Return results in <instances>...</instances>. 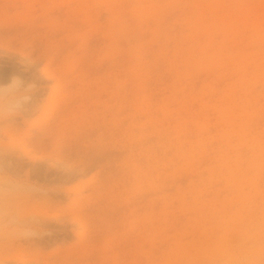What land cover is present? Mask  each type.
<instances>
[{
  "label": "rangeland",
  "instance_id": "1",
  "mask_svg": "<svg viewBox=\"0 0 264 264\" xmlns=\"http://www.w3.org/2000/svg\"><path fill=\"white\" fill-rule=\"evenodd\" d=\"M0 264H264V0H0Z\"/></svg>",
  "mask_w": 264,
  "mask_h": 264
},
{
  "label": "bare ground",
  "instance_id": "2",
  "mask_svg": "<svg viewBox=\"0 0 264 264\" xmlns=\"http://www.w3.org/2000/svg\"><path fill=\"white\" fill-rule=\"evenodd\" d=\"M203 21H205V19H203ZM84 22H85V21H84ZM202 23L204 24V22H202ZM185 52H186V51H185ZM192 57H194V56H192ZM187 60L189 61V58H188ZM191 61H192V60H191ZM134 62H135V61H134ZM174 62H175V61H174ZM131 63L133 64V62H131ZM178 63H180V62H178ZM188 63H189V62H188ZM184 64H185V63H184ZM132 66H133V65H132ZM186 66H187V65H186ZM128 70H129V69H128ZM144 70H145V69H144ZM146 72H147V71H146ZM180 73H181V72H180ZM134 75H135V74H134ZM140 76H141V75H140ZM140 76H139V77H140ZM142 76H143V75H142ZM143 77H145V75H144ZM136 78H137V77H136ZM140 78H141V77H140ZM145 78H146V77H145ZM242 83H243V82H242ZM140 84H141V83H140ZM177 86H178V85H177ZM136 88H137V87H136ZM143 90H144V89H143ZM143 90H142V91H143ZM145 90H146V89H145ZM119 91H120V90H119ZM140 91H141V88H140ZM173 93H174V92H173ZM139 94H140V93H139ZM208 94H209V93H208ZM140 95L142 96V94H140ZM203 95H204V94H203ZM201 96H202V95H201ZM201 96H200V97H201ZM176 98H178V96H177ZM196 98H197V97H196ZM227 98H228V97H227ZM246 98H247V97H246ZM142 99H143V98H142ZM172 99H173V98H172ZM198 100H199V99H198ZM204 100H205V99H204ZM228 100H229V99H228ZM233 100H234V99H233ZM245 100H246V99H245ZM251 100H252V99H251ZM192 101H194V100H192ZM196 101H197V100H196ZM226 101H227V100H225V102H226ZM173 102H175V101H173ZM173 102H172V103H173ZM180 102H181V101H180ZM200 102H201V101H200ZM220 102H221V101H220ZM221 103H222V102H221ZM248 103H249V102H248ZM222 104L224 105V103H222ZM216 105H217V104H216ZM230 105H231V103H230ZM126 106H127V105H126ZM126 108H127V107H126ZM218 108H219V107H218ZM150 110H151V109H150ZM210 110H211V109H210ZM212 110H214V109H212ZM205 111H206V110H205ZM205 111H204V112H205ZM207 112H208V111H207ZM230 113H231V112H230ZM230 113H229V114H230ZM143 118H144V117H143ZM218 119H219V118H218ZM137 121H138V120H137ZM136 124H137V123H136ZM206 131H207V130H206ZM206 131H205V132H206ZM146 132H147V131H146ZM200 134H201V133H200ZM244 138H246V137L244 136ZM244 142H245V141H244ZM184 146H185V145H184ZM200 147H201V146H200ZM202 147H203V146H202ZM133 148H134V147H133ZM133 148H132V149H133ZM181 149H182V148H181ZM183 150H185V149H183ZM184 157H185V156H184ZM226 163H228V162H226Z\"/></svg>",
  "mask_w": 264,
  "mask_h": 264
}]
</instances>
